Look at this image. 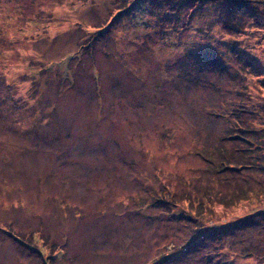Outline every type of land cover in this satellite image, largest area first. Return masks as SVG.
Masks as SVG:
<instances>
[{
    "label": "rangeland",
    "instance_id": "obj_1",
    "mask_svg": "<svg viewBox=\"0 0 264 264\" xmlns=\"http://www.w3.org/2000/svg\"><path fill=\"white\" fill-rule=\"evenodd\" d=\"M0 264H264V0H0Z\"/></svg>",
    "mask_w": 264,
    "mask_h": 264
}]
</instances>
